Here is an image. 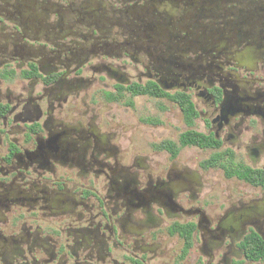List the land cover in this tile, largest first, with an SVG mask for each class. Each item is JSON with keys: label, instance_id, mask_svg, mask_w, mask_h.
I'll list each match as a JSON object with an SVG mask.
<instances>
[{"label": "flooded vegetation", "instance_id": "1", "mask_svg": "<svg viewBox=\"0 0 264 264\" xmlns=\"http://www.w3.org/2000/svg\"><path fill=\"white\" fill-rule=\"evenodd\" d=\"M256 172L264 0H0V264H264Z\"/></svg>", "mask_w": 264, "mask_h": 264}, {"label": "rangeland", "instance_id": "2", "mask_svg": "<svg viewBox=\"0 0 264 264\" xmlns=\"http://www.w3.org/2000/svg\"><path fill=\"white\" fill-rule=\"evenodd\" d=\"M108 19L112 18L111 15L107 16ZM191 21V20H190ZM190 21H184V25H189ZM132 74V73H131ZM108 83H111L108 81ZM129 98H126L124 102L128 101ZM122 102L117 104V107L119 109H124L126 104ZM162 105V103L156 102L151 99L147 98H137L134 101V107L132 108L134 113L133 114L134 119H139V118H145V117H154L157 114V109L158 106ZM115 108V107H114ZM169 112H168V118L165 117H158L161 120L166 119V122L162 127L159 128H150V132H155V133H161L163 137L165 138H170V139H177L180 133H183L184 131L188 130V128L185 126L184 119L181 113H179V108L174 106L172 103L169 104ZM178 111V113H177ZM198 129V128H197ZM199 130V129H198ZM149 132V136H151ZM142 133V132H141ZM158 136V135H157ZM138 143V146L140 149H147L148 148V142L149 140H133ZM155 141H161V140H155ZM188 150H186L187 152ZM191 153V150L188 151ZM193 153V150H192Z\"/></svg>", "mask_w": 264, "mask_h": 264}, {"label": "trees", "instance_id": "3", "mask_svg": "<svg viewBox=\"0 0 264 264\" xmlns=\"http://www.w3.org/2000/svg\"><path fill=\"white\" fill-rule=\"evenodd\" d=\"M158 90H159V87L157 85H154V84L152 85V87H143V86L138 85V86L129 88V91L134 93V94L151 95V96H156L157 92L154 93L153 91H158ZM172 99L175 100V97ZM176 99H178V98H176ZM180 100L181 101H178V103H179L180 108H181L183 115L185 117V121L188 125H192L193 120L197 116V112L194 108V105L188 97H185L183 95H182V98H180ZM201 138L204 139L205 136L200 134V133H197L193 130L187 131L186 133H184L181 136L183 145H197L200 147H204L206 145V142L204 140H200ZM253 174L255 176L258 175L259 177L263 176V178H264V175H262L259 172H256ZM241 177L243 179H246V180L251 181V182H253V180L255 179L252 175H247V174H242Z\"/></svg>", "mask_w": 264, "mask_h": 264}]
</instances>
